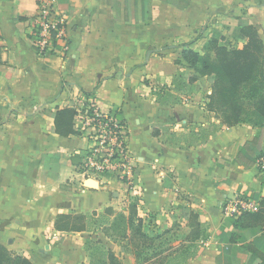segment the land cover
Segmentation results:
<instances>
[{
	"label": "crops",
	"instance_id": "1",
	"mask_svg": "<svg viewBox=\"0 0 264 264\" xmlns=\"http://www.w3.org/2000/svg\"><path fill=\"white\" fill-rule=\"evenodd\" d=\"M40 1L67 19L65 54L34 47ZM241 22L264 44V0H0V246L32 264H102L107 254L93 248L105 245L126 264L129 245L110 246L107 235L110 221L128 218L136 203L138 216L161 231L198 215L205 236L186 264H233L216 236L233 225L222 206L236 195L264 197L259 163L238 158L245 141L261 137L264 150V119L246 107L237 126L224 125L208 107L212 77L183 52L203 55L214 38L243 48ZM80 93L125 121L132 189L111 174L87 188L80 168L89 144L76 117L74 134L56 133L55 115L74 109ZM59 216H82L85 229L58 230ZM237 258L245 264L244 254Z\"/></svg>",
	"mask_w": 264,
	"mask_h": 264
},
{
	"label": "trees",
	"instance_id": "2",
	"mask_svg": "<svg viewBox=\"0 0 264 264\" xmlns=\"http://www.w3.org/2000/svg\"><path fill=\"white\" fill-rule=\"evenodd\" d=\"M170 3L172 0H161ZM40 4V2H38ZM240 37L246 41L243 48L229 47L223 39L209 41L204 54L185 50L183 56L187 63L201 76L213 79L209 109L216 112L228 127L237 126L246 107L254 110L264 119V44L258 31L246 23H240ZM76 110L63 109L55 115L56 133L68 137L73 132V120ZM264 157L262 138L245 141L238 154L239 160L247 167H253ZM259 200L257 212H243L233 219L232 229L217 233L219 251L237 264L239 254L246 256L245 264H264V197L253 196ZM122 218V217H120ZM125 218V217H123ZM188 223H195L187 236L174 244L163 247L162 240L169 237L170 229L161 231L151 217L150 223L138 216L137 204L131 205L129 217L125 218L130 237L126 236L132 252L136 253V264H186L197 253L196 244L203 239L205 232L199 223L198 215L185 214ZM59 216L56 227L61 231L79 232L85 229L78 223L84 217ZM250 239V240H249ZM159 242V245L157 244ZM158 245V247L156 246ZM159 247H161L160 250ZM152 252L148 254V251ZM183 258L182 261L179 259ZM0 264H32L27 258L18 256L0 246ZM102 264H123L113 252H107V261Z\"/></svg>",
	"mask_w": 264,
	"mask_h": 264
},
{
	"label": "built area",
	"instance_id": "3",
	"mask_svg": "<svg viewBox=\"0 0 264 264\" xmlns=\"http://www.w3.org/2000/svg\"><path fill=\"white\" fill-rule=\"evenodd\" d=\"M31 35L42 56L65 54L69 49L67 19L49 1H40ZM73 101L76 131L89 144L80 168L85 178L99 180L111 174L132 189L137 175L128 148V129L119 111H103L90 94H77ZM258 163L264 175V157ZM259 207L253 196L236 195L225 201L222 213L234 219L243 212H257Z\"/></svg>",
	"mask_w": 264,
	"mask_h": 264
},
{
	"label": "rangeland",
	"instance_id": "4",
	"mask_svg": "<svg viewBox=\"0 0 264 264\" xmlns=\"http://www.w3.org/2000/svg\"><path fill=\"white\" fill-rule=\"evenodd\" d=\"M250 112L247 113V118H250ZM124 217V216H123ZM116 218L115 220L110 221L109 226L110 229L108 231V235L107 237L110 238V246L113 245V243H119V241L123 242V244H127V245H122V246H128V240L125 239L126 236L130 237L131 235V231L129 230V226L127 225V221H126V217L125 218ZM148 222L150 223V221L148 220ZM195 223H188L185 219H181L179 222L174 221L173 225L171 226L170 230V234L169 237L166 236L165 239H163L161 242L164 245L163 247H168L169 244H167V242H165V240L168 238V243L170 242V244H174L175 246H177L180 242V240H183L187 234L190 232L191 229L195 228ZM107 238V239H108ZM116 240V242H115ZM114 241V242H113ZM108 242V243H109ZM107 243V244H108ZM106 244V245H107ZM122 244V243H121ZM157 244L159 245V242H157ZM120 245V243H119ZM158 245H156L158 247ZM130 249V248H128ZM161 247H159L160 250ZM105 250V251H103ZM131 250V249H130ZM130 250H127L128 252L125 255H121L122 261L125 262L126 264H128V261H134L135 255L136 253L134 252H129ZM94 253H98V257L102 258L105 257L107 254V247L105 245H96L95 248H93ZM149 252L148 254H150L152 252V249L148 251H146V253ZM183 258L179 259V261H182ZM101 262V261H100Z\"/></svg>",
	"mask_w": 264,
	"mask_h": 264
},
{
	"label": "water",
	"instance_id": "5",
	"mask_svg": "<svg viewBox=\"0 0 264 264\" xmlns=\"http://www.w3.org/2000/svg\"><path fill=\"white\" fill-rule=\"evenodd\" d=\"M86 186L87 188L94 189V188H97L98 185L96 181L90 179L87 181Z\"/></svg>",
	"mask_w": 264,
	"mask_h": 264
}]
</instances>
